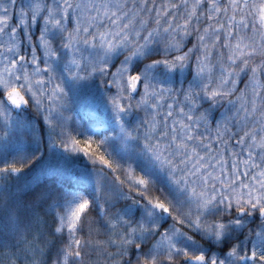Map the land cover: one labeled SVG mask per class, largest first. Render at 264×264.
<instances>
[{
  "label": "snow or ice",
  "instance_id": "6c2138e0",
  "mask_svg": "<svg viewBox=\"0 0 264 264\" xmlns=\"http://www.w3.org/2000/svg\"><path fill=\"white\" fill-rule=\"evenodd\" d=\"M0 264H264V0H0Z\"/></svg>",
  "mask_w": 264,
  "mask_h": 264
}]
</instances>
